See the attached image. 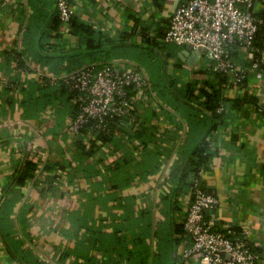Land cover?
Masks as SVG:
<instances>
[{
  "label": "crops",
  "instance_id": "1",
  "mask_svg": "<svg viewBox=\"0 0 264 264\" xmlns=\"http://www.w3.org/2000/svg\"><path fill=\"white\" fill-rule=\"evenodd\" d=\"M56 1L0 0V198L19 195L12 215L18 249L0 235V264H21L16 257L29 251L63 264L60 253L78 240H84L83 264H202L199 255H184L190 244L174 232L192 202L190 187L183 185L180 209L170 212L165 198L204 139L209 157L199 170L201 186L217 199L206 219L227 235L242 233L260 255L257 264H264V75L259 78L252 69L250 55L236 48L233 59L247 68L248 95L256 103L235 105L243 94L237 86L226 89V105L217 117L199 108L146 102L138 105L140 121L125 123L111 142L84 157L77 136L66 130L73 104L63 96V102L45 105V91L60 99L59 81L70 67L94 62L128 63L149 74L123 53H88L84 38L69 32V24L67 30L53 29ZM174 1L167 0L163 11L152 0L73 3L78 20L93 27V37L106 49L108 39L118 41L135 19L148 24L167 19L162 24L168 27ZM262 7L263 1L253 6L255 12ZM160 52L166 60L171 57L165 47ZM204 57L192 52L179 57L180 68L174 66L177 59L172 65L167 60V67L179 81L204 87L213 77ZM27 161L37 164L35 177L19 184L16 178ZM80 168L85 177L81 171L74 179ZM56 175L50 184L47 178ZM84 209L93 211L83 222L77 216ZM18 212L26 217L18 220ZM23 225L29 235L22 234ZM147 227L150 234L140 237ZM75 258L71 254L67 262Z\"/></svg>",
  "mask_w": 264,
  "mask_h": 264
},
{
  "label": "built area",
  "instance_id": "2",
  "mask_svg": "<svg viewBox=\"0 0 264 264\" xmlns=\"http://www.w3.org/2000/svg\"><path fill=\"white\" fill-rule=\"evenodd\" d=\"M264 0H180L173 10L164 40L179 46L192 45L204 48L208 69L229 77L226 88L239 86L247 77V68L239 67L234 59L236 48L251 56L252 69L257 76L264 75V54L255 46L258 27L264 19L256 16L254 3ZM62 22L67 30L75 14L70 0H58ZM64 81L77 92L78 112L68 121L67 131L76 134L89 120L105 125L108 118L131 114L135 96L150 90V80L140 68L128 63L104 64L102 67L87 65L68 72ZM136 91V95L130 94ZM224 106L219 107L221 112ZM134 122V121H132ZM124 125L125 123H121ZM192 202L184 219V238L190 247L185 256L197 254L202 264H257L259 253L253 251L243 234L215 230L206 219L205 212L213 207L216 197L201 186V175L191 179Z\"/></svg>",
  "mask_w": 264,
  "mask_h": 264
},
{
  "label": "trees",
  "instance_id": "3",
  "mask_svg": "<svg viewBox=\"0 0 264 264\" xmlns=\"http://www.w3.org/2000/svg\"><path fill=\"white\" fill-rule=\"evenodd\" d=\"M74 5L73 0H70ZM154 7L163 11L167 5V0H152ZM57 4V13L53 17L52 20V28L59 30L62 26V22L60 19L59 9H58V0ZM256 16L264 19V2L263 7L258 10ZM167 19L161 21H152L150 24L147 21H143L141 19H135V23L130 28L129 31H125L124 35L120 36V39L116 41L115 39H108L107 44L108 47L105 49L104 43L101 42V39H95L93 37L94 29L91 25L82 23L78 20V17L74 14L69 22V28L71 33L80 35V38H84L85 43V51H88L90 54H98L102 53L105 50L109 53H123L122 55L126 56L129 59L136 60L139 62L141 66L144 67L148 71L147 75L149 77L151 86L148 93L144 95H140L137 97L136 91L130 90V94L136 95L135 100L132 104L133 109L131 110V114L134 115L135 119L131 120L128 116H114L108 118L105 125L98 126L94 120H89L85 125H83L78 133L76 140V147L81 152L84 157H90L93 154L97 153L98 150L101 149L102 145L105 143H109L113 140L115 131L123 126L121 123L128 122H138L140 121L138 105H144L146 102L153 103V101H158L166 104H174V105H183L188 106L192 109L199 108L201 110H207L212 113V116L217 117L218 114H222L223 111L219 112L218 109L221 106H225L226 102V86L228 83L229 77L223 73L214 72L209 69V74L213 75L210 81H206V85L201 87L197 82L191 80L189 82H181L179 81V76L177 74L174 76L168 72V57L167 60L164 59L161 55L160 49L165 46L167 43L164 38L168 27L163 26L162 22ZM169 21V20H168ZM169 26V25H168ZM154 33V34H153ZM153 34V35H152ZM152 35V36H151ZM139 36L141 38L140 43L136 42V37ZM135 37V38H134ZM255 46L259 49V51L263 54L264 52V24H260L258 27V31L256 33ZM169 54V53H168ZM162 58H159V56ZM172 55V54H171ZM169 55V56H171ZM168 56V55H167ZM161 59V60H160ZM176 63L174 66L176 68H180L182 65L181 59L176 55ZM251 56L249 59V63L251 64ZM96 65V67H102L104 64H112L110 62L107 63H89L85 65H77L74 67H70L69 72L74 71L76 69L85 67L87 65ZM264 66V65H262ZM51 84L47 83V86ZM58 90L61 94L60 99L58 97H54L50 94V90H46L45 94H43V104H51L55 103L56 100L63 102V96L73 104L74 108L69 118L75 116L76 112L79 109V103L77 98V92L74 91L65 81L61 79L59 81ZM240 89L243 91V94L240 97L235 99V105H243L244 103H248L251 101L253 104L256 103V100L253 97L248 95L247 91V77H245L239 83ZM50 87V86H49ZM157 96V99H156ZM174 102V103H171ZM161 105V103H160ZM122 126V127H121ZM68 128V124L66 125V130ZM208 142L204 139L200 145L194 147L191 153V157L187 159L181 167V172L179 177L176 179V185L174 191L172 193L166 194L165 201L168 202V210L174 211L177 207L180 209L181 207L178 205V196L181 195L183 185L187 184L189 187L192 186L191 179L195 176L199 175V170L201 165L208 159ZM83 160V158H82ZM52 168V166H47ZM46 167V168H47ZM61 169L65 170L66 167L62 165ZM37 169V164L32 161H27L25 163L24 170L20 171L16 182L19 184H25L27 180H30L35 177V171ZM82 171V172H81ZM78 172H81L84 177L85 173L83 169L80 168L77 172L74 173V179L77 177ZM58 175L54 177L47 178L50 181V184L53 185L54 180ZM191 177V178H190ZM52 189V186L50 187ZM191 190V188H190ZM192 194V191H191ZM17 197L8 198L7 194H3L0 198V235L4 238L7 244L11 245L14 251L18 249V246H14L17 233L12 223V215L14 213V208L18 201L19 195L16 194ZM193 197V194H192ZM193 199V198H192ZM85 210V209H84ZM188 210V209H187ZM31 208L29 209V212ZM92 211H83V213L77 216V219L84 222V219H89L92 217ZM171 214V213H170ZM26 217L25 212H18L17 218L20 220ZM185 218V217H184ZM80 225H84L79 222ZM182 222L180 225L177 224L174 228V232L176 234H180L184 237V227ZM22 234L29 235V231L26 232L24 229ZM83 227V226H82ZM98 234L101 232L100 229L96 231ZM150 230L147 227L146 229H142L139 234L142 236H146L150 234ZM237 233V231H236ZM101 234V233H100ZM238 234V233H237ZM231 236V235H228ZM83 238V236L81 237ZM181 238L178 239V243ZM253 251L257 252L253 248ZM74 254L76 256L74 261L67 262L69 256ZM22 255V256H21ZM19 254L16 258L18 262L21 264H53L48 259L42 258L40 256L32 255V252L26 254ZM85 258V249H84V240H78L76 246L73 249L65 250L60 253V260L63 264H83L79 262V259ZM146 264V263H142Z\"/></svg>",
  "mask_w": 264,
  "mask_h": 264
},
{
  "label": "rangeland",
  "instance_id": "4",
  "mask_svg": "<svg viewBox=\"0 0 264 264\" xmlns=\"http://www.w3.org/2000/svg\"><path fill=\"white\" fill-rule=\"evenodd\" d=\"M164 47H165V50H166L168 53L172 54L171 57L168 58L170 65H172V64L174 63L175 59H176L177 52H178L181 48H180L179 45H177V44L174 43V42H167V43L165 44ZM158 56H159V55H158ZM159 58H162V57L159 56ZM160 60H161V59H160ZM203 62H204L205 64L208 63V61L205 59V57H204V59H203ZM168 72H169L170 74H172V73H171V69H170V70L168 69ZM187 72H188V71L186 70V72H183V74H186ZM176 73H178V72H176Z\"/></svg>",
  "mask_w": 264,
  "mask_h": 264
},
{
  "label": "water",
  "instance_id": "5",
  "mask_svg": "<svg viewBox=\"0 0 264 264\" xmlns=\"http://www.w3.org/2000/svg\"><path fill=\"white\" fill-rule=\"evenodd\" d=\"M179 2H180V0H175L174 1V5H173L174 9H176V7L178 6ZM182 47H183V49L178 54L179 57H181V58H182V55H187V54L192 53V52L193 53H197L198 51H201V52L204 53L206 51L204 48L195 49L192 45H183Z\"/></svg>",
  "mask_w": 264,
  "mask_h": 264
}]
</instances>
